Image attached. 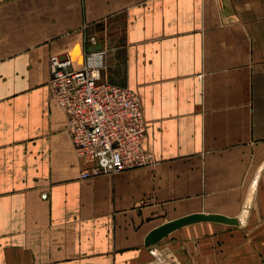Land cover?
I'll return each instance as SVG.
<instances>
[{"label": "crops", "instance_id": "0c3cea01", "mask_svg": "<svg viewBox=\"0 0 264 264\" xmlns=\"http://www.w3.org/2000/svg\"><path fill=\"white\" fill-rule=\"evenodd\" d=\"M90 51L139 96L155 164L81 177L48 83ZM199 212L242 223L145 244ZM0 264H264V0H0Z\"/></svg>", "mask_w": 264, "mask_h": 264}, {"label": "built area", "instance_id": "2783aa9c", "mask_svg": "<svg viewBox=\"0 0 264 264\" xmlns=\"http://www.w3.org/2000/svg\"><path fill=\"white\" fill-rule=\"evenodd\" d=\"M89 42L97 43L91 36ZM76 68L70 56L50 57L49 89L66 116L75 154L93 165L82 178L115 175L155 164L146 148L147 126L139 96L129 88L102 81L96 51Z\"/></svg>", "mask_w": 264, "mask_h": 264}, {"label": "water", "instance_id": "95a60500", "mask_svg": "<svg viewBox=\"0 0 264 264\" xmlns=\"http://www.w3.org/2000/svg\"><path fill=\"white\" fill-rule=\"evenodd\" d=\"M249 201V200H248ZM252 201V200H251ZM251 208L250 203L248 202L245 207V213H248ZM218 222L228 225H239L242 223V218L229 217L220 213L213 212H199L194 214H189L174 220L167 221L158 227L151 230L146 236L145 244L147 246L155 245L159 243L163 238L168 236L170 233L175 230L194 224L198 222Z\"/></svg>", "mask_w": 264, "mask_h": 264}, {"label": "bare ground", "instance_id": "6f19581e", "mask_svg": "<svg viewBox=\"0 0 264 264\" xmlns=\"http://www.w3.org/2000/svg\"><path fill=\"white\" fill-rule=\"evenodd\" d=\"M253 189L255 190V185H254ZM254 190H252V193H251V194H252V196H253V192H254ZM251 200H252V198H251V199H249V201H248V202L250 203V205H251V203H252V202H251Z\"/></svg>", "mask_w": 264, "mask_h": 264}]
</instances>
